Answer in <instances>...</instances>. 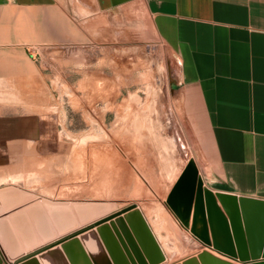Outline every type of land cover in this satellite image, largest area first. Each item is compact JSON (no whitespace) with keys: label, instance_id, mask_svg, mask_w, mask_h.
Masks as SVG:
<instances>
[{"label":"crops","instance_id":"0c3cea01","mask_svg":"<svg viewBox=\"0 0 264 264\" xmlns=\"http://www.w3.org/2000/svg\"><path fill=\"white\" fill-rule=\"evenodd\" d=\"M130 44L138 45L143 59L150 54L167 81L146 86L150 95L144 97L126 92L122 106L150 102L162 109L161 131L177 123L184 141L194 135L208 165L203 184L212 193L264 199V0H0V85L7 86L0 91H46L54 60L56 90L75 93L81 90L76 74L91 75L81 73L80 62L88 59L103 60L106 94L113 71L121 79L128 75ZM65 70L71 83L64 81ZM158 113L153 110L155 118ZM164 137L174 155L177 135ZM12 184H0L1 264L79 229L84 224L73 227L80 217L97 212L33 199L24 185ZM74 209L77 215H71ZM67 219L73 223L64 225ZM147 224L164 255L158 264L175 263ZM91 245L85 250L93 264H112L102 247ZM44 253L33 256L39 264H68L60 248Z\"/></svg>","mask_w":264,"mask_h":264},{"label":"rangeland","instance_id":"374dc122","mask_svg":"<svg viewBox=\"0 0 264 264\" xmlns=\"http://www.w3.org/2000/svg\"><path fill=\"white\" fill-rule=\"evenodd\" d=\"M137 46L130 44L127 51L128 75L121 79L113 71L106 94L103 60L88 59L80 62L81 73L91 75L76 74L81 90L75 93L69 88L56 90L54 60L49 61L52 69L47 71L46 91H0V184L24 185L33 199L59 201L65 209H100L93 219L134 204L174 260L172 264H209L202 255L231 263L199 247L188 229L172 218L166 203L189 159L205 186L202 176L209 171L204 149L194 135L184 141L181 124L173 123L168 132L164 125L161 131V108H153L150 102L138 109L129 102L127 107L120 103L126 92L138 91L144 97L149 94L146 86L167 81L163 69L157 68L150 54L143 59L144 52L136 50ZM64 78L71 83L69 71L65 70ZM153 110L158 113L156 118ZM169 134L177 135L174 155H168L164 136ZM72 211L75 214L71 215L78 214ZM92 218L80 217L73 228Z\"/></svg>","mask_w":264,"mask_h":264},{"label":"water","instance_id":"95a60500","mask_svg":"<svg viewBox=\"0 0 264 264\" xmlns=\"http://www.w3.org/2000/svg\"><path fill=\"white\" fill-rule=\"evenodd\" d=\"M166 203L180 224L201 244L239 263L264 264V259L253 261L264 258V199L212 193L202 186L189 159ZM101 212L99 209L94 215ZM92 220L10 264H39L34 255L45 252V257L59 248L68 264H93L85 250L88 242L102 247L112 264H158L164 260L147 222L134 204ZM202 257L209 264H231L207 255Z\"/></svg>","mask_w":264,"mask_h":264},{"label":"bare ground","instance_id":"6f19581e","mask_svg":"<svg viewBox=\"0 0 264 264\" xmlns=\"http://www.w3.org/2000/svg\"><path fill=\"white\" fill-rule=\"evenodd\" d=\"M88 244L92 247V245L90 243H88Z\"/></svg>","mask_w":264,"mask_h":264}]
</instances>
